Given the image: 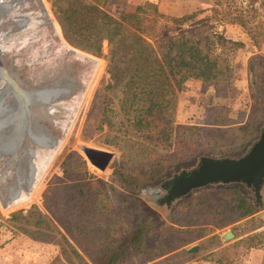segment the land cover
<instances>
[{
    "label": "rangeland",
    "instance_id": "obj_1",
    "mask_svg": "<svg viewBox=\"0 0 264 264\" xmlns=\"http://www.w3.org/2000/svg\"><path fill=\"white\" fill-rule=\"evenodd\" d=\"M75 1L77 3L81 2V0ZM86 1L93 3L92 0ZM54 2L60 3V0H40L49 24L58 28V33L53 39L62 47L92 55L76 46L75 43L81 42V39H75L71 32L66 34L61 28L56 14L52 10ZM224 3V0H222L220 9H222ZM231 3L244 9L246 18L251 21L250 27L256 26L253 29L255 32H262L256 44L252 43L247 32L240 25L222 19L220 13H214V0H109L102 7L108 14L119 16L121 13L133 12L137 6H140L137 12L140 14L141 22L145 25H151L155 21L154 27L149 32L151 34L149 41L156 48L170 37L183 36L185 38L201 39L216 33L245 43L242 48L212 47L213 44L208 43L207 47H203V51L209 53V58L217 54L220 62L227 63L231 68L228 75L224 72V76L217 81L187 78L181 82L179 90L175 92L173 99V104H175L174 126H199L200 131L198 136L192 134L191 146L187 150L178 149L179 142L185 141L187 133L182 130L177 132V136L174 137L175 140L173 139L175 149H171V159L174 162L169 167L164 180L182 170H192L198 165L200 157L219 158L242 155L258 138L261 129L264 127V111H260L256 94L257 88L251 84L252 72L247 68V61L252 55L259 53L264 57V10H262L261 5L259 6V2L253 4L254 9L251 8L247 0H232ZM199 10L200 12L185 24L175 25L170 21L171 17H178ZM91 13L92 9L87 11L88 15ZM109 47L107 41L103 40L101 42V54L98 56L92 55L97 58L98 64L90 79L89 87L86 89L84 99L82 98L76 117L63 143L41 179L36 197L20 205L13 206V208L4 207L0 199V215L3 219L9 218V214L13 211H26L30 208H34L49 219H52V214L61 215L62 218L67 216L71 219L78 216V223L84 227L82 228L84 232L83 236H79L77 235L78 231L75 230L74 234L77 239L89 244L94 238L99 246L106 247V251L104 250L103 253L110 250L111 245L123 236L127 221H122L119 217H130L138 203L144 204L146 208L159 213L165 222L172 223L181 220V216L175 218V220L172 219L173 215L170 213H172L178 201L184 197L205 188L222 185H242L245 187V185L238 183L210 184L193 190L187 195L171 201L170 204H166L165 202L160 203L159 199L154 196L155 193L151 192V189H160L163 180L140 187L133 193H123L117 188L116 194L113 193L109 198L98 200L99 208L97 210H85L84 213L77 215L79 210L74 206L75 198H73L71 185L69 182L61 180V163L68 153L72 152L81 156L85 160L86 170L93 176L92 179L94 181L101 180L106 185L112 183L110 165L113 161L123 159L131 160L135 164L147 163L151 159H155L159 153H165V149L149 142L145 138V133L136 131L125 118L122 119L116 104L117 99L120 97V84L118 82L116 84L112 76L114 74L123 75L124 70L120 69L121 65H118L116 59H111ZM110 81L113 84L108 87ZM103 105L110 108L108 118L113 123L111 127L100 124ZM253 120H256L258 125L257 138L247 142L241 150H237L242 132ZM21 129L17 131V136H20L21 139L14 140L17 145L12 150L8 146L11 144L7 141L8 136L4 138L3 134L0 135V143L7 144V152H10L8 158L5 157V159L6 150L2 148L3 153L0 150V162L11 169L10 173L15 169L13 166L15 161L19 163L17 161L20 160L21 162L23 156L25 157L28 152L34 155L38 150L39 143L34 142L36 133L31 131L33 137L29 136L31 149H27L25 148L26 142L22 140L23 135L26 134V129H23V127ZM31 139L34 140L31 141ZM194 140L200 143L196 144ZM84 147L99 151L98 154L93 155V162L85 155ZM13 150L16 151L14 152L16 156H11ZM102 153H111L108 162L104 161L107 157ZM13 160H15L14 163ZM5 184L3 183L2 186ZM94 185L98 184L94 183ZM260 201L261 203L264 202V183L260 190ZM66 211H72L73 215L69 216ZM263 213L264 209H261L255 215L241 219L236 223L243 232L257 234L260 243L255 246L247 247L246 242L241 241L234 243L235 240L239 239L234 237L228 241H222L220 234L227 229L231 230V225H227L213 231L219 235L221 242H223L219 247L204 248L196 240L188 245L176 248L168 255L155 259L156 264H223L222 262H216V258L222 256L230 261L227 264H264ZM11 222L2 220L3 224L0 226V264H48L54 256L60 254V246L53 241L54 238L49 241L33 239L16 231L8 224ZM56 233V231H53L52 235L55 236ZM195 244L198 245L197 250L188 252L187 249ZM90 250L93 257L95 256L94 259L101 254L91 248ZM211 251L217 252H214L215 255L213 256L209 254ZM188 253L193 254L189 255ZM83 257H85L87 264H95L87 255H83Z\"/></svg>",
    "mask_w": 264,
    "mask_h": 264
},
{
    "label": "trees",
    "instance_id": "obj_2",
    "mask_svg": "<svg viewBox=\"0 0 264 264\" xmlns=\"http://www.w3.org/2000/svg\"><path fill=\"white\" fill-rule=\"evenodd\" d=\"M92 1L93 3L81 0L77 3L75 0H60V3L52 4V10L64 32H71L75 39H81V42L75 43L80 49L98 56L101 54V42L107 41L111 59H116L118 65H121L120 69L124 70L123 75L112 76L116 84H120V97L116 104L122 119L125 118L136 131L145 133V138L165 149V153H159L147 163L135 164L123 159L113 161L110 165L112 183L109 185L101 180L94 181L85 168V160L76 153H68L61 163V180L71 185L74 206L79 210L77 215L85 210H97L98 200L116 194L117 188L123 193H133L140 187L164 180L174 162L171 159V149H175L173 139L177 132L182 130L187 133L185 141H180L178 148L187 150L191 146L192 134L198 136L200 131L199 126H174L175 92L187 78L217 81L224 76V72L228 75L231 68L227 63L220 62L217 54L209 58V53L203 51L208 43L219 48H242L245 45L243 41L216 33L201 39L170 37L156 48L149 41V32L155 21L151 25L143 24L137 12L140 6L133 12L113 16L102 8L109 0ZM231 1L224 0V6L220 9L222 0H214V13H220L222 19L240 25L252 43L256 44L262 32H255L253 29L256 26L250 27L251 21L246 18L244 9L234 6ZM247 2L251 8L255 2H259L264 10V0ZM90 9L92 13L88 15L87 11ZM199 12L200 10L171 17L170 21L175 25H182L191 21ZM247 68L252 72L251 84L257 88L260 111H264L263 55L257 53L249 57ZM112 84L110 81L107 86L111 87ZM109 112V106L103 105L100 124L111 127L113 123L108 118ZM257 135L258 125L253 120L242 132L237 150H241ZM194 141L196 144L200 143ZM261 209H264V202L256 200L253 187L242 185L205 188L184 197L170 213L173 215L172 219L181 216V220L172 223L165 222L159 213L138 203L130 217L123 218L119 215L122 221H127L123 236L105 253L106 247L99 246L94 238L89 244L77 239L75 230L79 236H83L84 232V227L78 223V216L71 219L52 214V219H49L30 208L26 211H13L6 219L0 215V226L3 224L2 220L12 221L8 223L10 226L33 239L49 241L54 238L53 241L60 246V254L54 256L48 264H87L83 255H87L95 264H156L155 259L196 240L204 248L219 247L223 242L213 231L227 225H231L234 238H239L234 243L246 242L247 247L259 244L256 233L247 234L236 223L255 215ZM66 212L69 216L73 215L72 211ZM53 231L57 232L55 236L52 235ZM243 235L245 236L240 238ZM90 248L101 254L94 259ZM214 252L209 254L214 256ZM216 262L227 264L230 261L222 256L216 258Z\"/></svg>",
    "mask_w": 264,
    "mask_h": 264
},
{
    "label": "bare ground",
    "instance_id": "obj_3",
    "mask_svg": "<svg viewBox=\"0 0 264 264\" xmlns=\"http://www.w3.org/2000/svg\"><path fill=\"white\" fill-rule=\"evenodd\" d=\"M56 33L58 28L49 24L40 0H0V42L10 54H15L14 69L20 80L14 85L0 83V135L8 136L11 150L17 145L14 140L21 139L17 131L22 127L26 129L22 138L25 148L31 149V131L36 133L31 141L39 143L36 154L28 152L19 163L13 160L12 173L0 162V199L6 208L36 197L93 75L87 81L93 58H81L79 51L56 43ZM76 60L83 64V71L77 70ZM6 146L0 143V150H6L4 158L10 153ZM14 152L11 156H16ZM3 183L6 184L2 186Z\"/></svg>",
    "mask_w": 264,
    "mask_h": 264
},
{
    "label": "water",
    "instance_id": "obj_4",
    "mask_svg": "<svg viewBox=\"0 0 264 264\" xmlns=\"http://www.w3.org/2000/svg\"><path fill=\"white\" fill-rule=\"evenodd\" d=\"M89 56L93 58L91 60H94V65L89 71L87 81H89L93 74L98 61L92 55L80 51L81 58L90 59ZM14 57L15 54H10V51L8 52V50L4 49V46L0 42V83L2 82L6 86L16 84L15 81L20 82L18 72L14 69ZM75 63L77 64V70H84L82 68L83 64L79 60H76ZM83 151L92 162L93 155L99 153V151L88 147H84ZM102 154L107 157L104 161L108 162L107 160L111 158V153ZM218 183H238L247 187H253L256 200L260 201V190L264 183V127L261 129L258 138L242 155L219 158L200 157L198 165L192 170H182L164 180L160 185V190H165L166 193L160 198L159 202L170 204L171 201L181 198L193 190ZM233 237L234 234L230 229L220 234L222 241H228ZM197 248L198 245L195 244L189 247L187 251L194 252Z\"/></svg>",
    "mask_w": 264,
    "mask_h": 264
},
{
    "label": "flooded vegetation",
    "instance_id": "obj_5",
    "mask_svg": "<svg viewBox=\"0 0 264 264\" xmlns=\"http://www.w3.org/2000/svg\"><path fill=\"white\" fill-rule=\"evenodd\" d=\"M151 192L152 193H155L154 196H156L159 200H160V197H162L163 195H165L164 193H166L165 190H160V189H151Z\"/></svg>",
    "mask_w": 264,
    "mask_h": 264
}]
</instances>
